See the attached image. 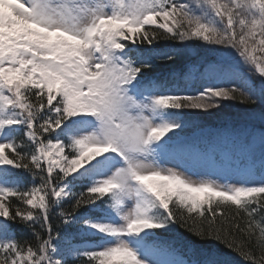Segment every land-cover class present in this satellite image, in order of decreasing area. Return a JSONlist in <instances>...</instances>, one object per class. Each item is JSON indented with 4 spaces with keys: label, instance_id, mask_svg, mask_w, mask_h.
<instances>
[{
    "label": "snow or ice",
    "instance_id": "obj_1",
    "mask_svg": "<svg viewBox=\"0 0 264 264\" xmlns=\"http://www.w3.org/2000/svg\"><path fill=\"white\" fill-rule=\"evenodd\" d=\"M230 101L264 0H0V264H264V111L194 119Z\"/></svg>",
    "mask_w": 264,
    "mask_h": 264
},
{
    "label": "rangeland",
    "instance_id": "obj_2",
    "mask_svg": "<svg viewBox=\"0 0 264 264\" xmlns=\"http://www.w3.org/2000/svg\"><path fill=\"white\" fill-rule=\"evenodd\" d=\"M262 111H264V105L260 104L259 101L250 105L241 104L239 101H230L221 105L220 110L213 109L210 113H200L194 119L206 129L213 131L224 128L212 127L213 123H227V120L232 122V125L228 124L229 126L242 128L248 125L259 129L261 127L259 117ZM249 113H253L254 118L250 117Z\"/></svg>",
    "mask_w": 264,
    "mask_h": 264
},
{
    "label": "trees",
    "instance_id": "obj_3",
    "mask_svg": "<svg viewBox=\"0 0 264 264\" xmlns=\"http://www.w3.org/2000/svg\"><path fill=\"white\" fill-rule=\"evenodd\" d=\"M169 43L170 42H168V41H161L160 43H159V45H158V47L159 48H165V47H167L168 45H169ZM184 230L183 229H181V232H183ZM202 243V242H201Z\"/></svg>",
    "mask_w": 264,
    "mask_h": 264
}]
</instances>
